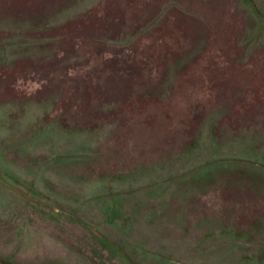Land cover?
<instances>
[{
	"label": "rangeland",
	"instance_id": "rangeland-1",
	"mask_svg": "<svg viewBox=\"0 0 264 264\" xmlns=\"http://www.w3.org/2000/svg\"><path fill=\"white\" fill-rule=\"evenodd\" d=\"M0 264H264L249 3L0 0Z\"/></svg>",
	"mask_w": 264,
	"mask_h": 264
},
{
	"label": "trees",
	"instance_id": "trees-1",
	"mask_svg": "<svg viewBox=\"0 0 264 264\" xmlns=\"http://www.w3.org/2000/svg\"><path fill=\"white\" fill-rule=\"evenodd\" d=\"M245 1H246L247 3H249L250 7H251L252 10L255 12V14H256L258 17H260L261 19L264 20V15H263L262 13H260V12L257 10V8H256V6H255L253 0H245Z\"/></svg>",
	"mask_w": 264,
	"mask_h": 264
}]
</instances>
